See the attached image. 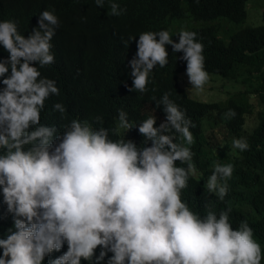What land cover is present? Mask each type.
Listing matches in <instances>:
<instances>
[{
    "label": "clouds",
    "instance_id": "obj_1",
    "mask_svg": "<svg viewBox=\"0 0 264 264\" xmlns=\"http://www.w3.org/2000/svg\"><path fill=\"white\" fill-rule=\"evenodd\" d=\"M104 2L94 0L100 7ZM108 2L112 15L124 11ZM59 25L47 8L27 36L17 21L0 20L7 53L0 57V264H261L264 248L247 219L233 227L230 209L215 212L200 201L196 211L182 197L190 178L203 177L207 195L223 200L234 164L214 161L205 177L193 160L195 125L168 91L151 98L165 114L158 125L155 108L138 122L117 109L113 128L46 119V113L66 112L60 101L51 106L60 88L41 72L55 62L52 38ZM136 35L121 38L125 48ZM135 44L129 91H148L153 70L169 62L170 45L180 53L176 60L186 62L187 91L205 92L211 74L196 31L145 30ZM221 116L231 119L236 111ZM133 127L143 137L139 144L125 138ZM259 129L246 127L243 136L232 137L230 151L252 152ZM9 218L6 226L1 220Z\"/></svg>",
    "mask_w": 264,
    "mask_h": 264
},
{
    "label": "trees",
    "instance_id": "obj_2",
    "mask_svg": "<svg viewBox=\"0 0 264 264\" xmlns=\"http://www.w3.org/2000/svg\"><path fill=\"white\" fill-rule=\"evenodd\" d=\"M251 1L264 2L115 0L124 9L116 16L111 14L108 0L103 7L96 6L94 0H0V20L17 21L18 31L25 36L37 24L39 13L45 8L54 10L60 20L52 38L55 62L41 72L54 78L60 88L57 98L50 101L51 106L60 101L66 112L63 117L60 113L58 116L46 113L50 122L60 125L79 118L93 126L113 128L117 109L122 108L131 121L138 122L155 108L158 125L165 114L151 98H159L168 91L170 99L186 111L195 125L191 128L193 160L205 177L211 174L209 167L214 161L234 164L233 175L228 180L229 190L223 200L207 195L203 177L200 181L190 178L182 197L196 211L200 201L203 206L207 202L215 212L230 209L233 227L247 219L254 237L264 248V150L257 149L264 144V9L253 22ZM161 28H167L170 33L181 28L197 32V39L204 44L205 67L211 74L209 83L214 84L217 101L187 91L190 84L185 75L186 62L176 60L180 53H172L170 45L167 46L169 62L164 68L157 66L153 70L148 91L143 94L129 91L132 80L128 61L136 52L138 33ZM129 35L136 36L125 48L121 38ZM6 55L0 46V57ZM207 90L206 85L205 92ZM228 108L235 109L236 116L222 119L221 114ZM97 115L104 118L102 122L93 120ZM246 127L260 128L252 137L253 151H230L232 137L243 136ZM222 136L225 139L220 140ZM125 138L138 144L143 139L135 127L125 132ZM254 197L257 200L251 206ZM206 210L209 211V206ZM1 221L6 226L11 224L10 218ZM3 230L0 226V233ZM82 264L87 262L82 260Z\"/></svg>",
    "mask_w": 264,
    "mask_h": 264
},
{
    "label": "rangeland",
    "instance_id": "obj_3",
    "mask_svg": "<svg viewBox=\"0 0 264 264\" xmlns=\"http://www.w3.org/2000/svg\"><path fill=\"white\" fill-rule=\"evenodd\" d=\"M250 9V15H252V21L255 22L258 17L259 13L264 9V2L260 1V3H257V1H251L249 4ZM214 84L208 83L207 88L208 90L202 94V97L204 99L210 100V101H217L218 98H216V91L213 89ZM220 90V89H217ZM251 100V98H250ZM245 101V99H243ZM254 102V99L252 100Z\"/></svg>",
    "mask_w": 264,
    "mask_h": 264
},
{
    "label": "bare ground",
    "instance_id": "obj_4",
    "mask_svg": "<svg viewBox=\"0 0 264 264\" xmlns=\"http://www.w3.org/2000/svg\"><path fill=\"white\" fill-rule=\"evenodd\" d=\"M226 1V0H225ZM208 2V1H207ZM211 8V7H210ZM211 14V13H210ZM114 42H117V41H114ZM252 43V42H251ZM115 46V45H114ZM244 50H246V49H244ZM242 51V50H241ZM107 53V52H106ZM98 54V53H97ZM118 54V53H117ZM116 55V54H115ZM98 57H99V54H98ZM113 57V56H112ZM110 58V57H109ZM122 58V57H121ZM112 59V58H111ZM109 61V60H108ZM104 62V61H103ZM111 63H112V61H111ZM103 64V63H102ZM99 65V64H98ZM112 65V64H111ZM113 66V65H112ZM103 68V67H102ZM262 96V95H261ZM204 102V101H203ZM232 107V106H231ZM234 107V106H233ZM247 108H248V106H247ZM220 109V108H219ZM222 110V109H221ZM228 121V120H227ZM232 125V124H231ZM196 190V189H195ZM216 206V205H215Z\"/></svg>",
    "mask_w": 264,
    "mask_h": 264
}]
</instances>
